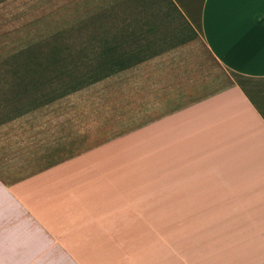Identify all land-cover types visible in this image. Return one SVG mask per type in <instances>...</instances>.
Wrapping results in <instances>:
<instances>
[{
    "label": "crops",
    "instance_id": "crops-1",
    "mask_svg": "<svg viewBox=\"0 0 264 264\" xmlns=\"http://www.w3.org/2000/svg\"><path fill=\"white\" fill-rule=\"evenodd\" d=\"M169 2L195 42L92 82L124 131L26 158L0 123V264H264V0Z\"/></svg>",
    "mask_w": 264,
    "mask_h": 264
},
{
    "label": "rangeland",
    "instance_id": "rangeland-1",
    "mask_svg": "<svg viewBox=\"0 0 264 264\" xmlns=\"http://www.w3.org/2000/svg\"><path fill=\"white\" fill-rule=\"evenodd\" d=\"M175 12L169 0H0V123L42 136L26 158L47 150L61 158L124 131L118 125L127 113L116 111L112 96H103L104 89L92 83L107 69L91 55L119 56L128 65L195 42ZM33 66L40 74L48 71L52 81L27 76ZM49 129L56 130L57 145L45 140Z\"/></svg>",
    "mask_w": 264,
    "mask_h": 264
},
{
    "label": "trees",
    "instance_id": "trees-1",
    "mask_svg": "<svg viewBox=\"0 0 264 264\" xmlns=\"http://www.w3.org/2000/svg\"><path fill=\"white\" fill-rule=\"evenodd\" d=\"M30 47L31 46H29L28 48H26V49H30ZM106 48L107 49H109V48H114V46H106ZM25 49V50H26ZM91 58L92 59H98V58H100L101 60H102V64L103 65H101V67H104V68H106L107 69V71H106V73H103L101 76H103V75H106V74H109V73H112L115 69H116V67H121L123 64H122V62L120 61V57L118 56H102L100 53H94L93 55H91ZM35 66H33V67H31V69L29 70V74H27V76H32V77H34V76H36V74H40L39 72H38V70L36 69V68H34ZM42 71V70H41ZM48 71H45V72H42L40 75L42 76V77H44L45 78V80L44 81H52V77L51 76H49V74H46ZM61 73V72H60ZM63 73V72H62ZM59 74V73H58ZM58 74H56L55 75V77H57V75ZM18 75V74H17ZM100 76V77H101ZM100 77H96L95 79H93L94 81L95 80H97V79H99ZM82 87V86H81ZM81 87H78V88H75V89H73L72 91H75V90H77V89H79V88H81ZM66 93H69L68 91H65V92H63V93H61L59 96H62V94L64 95V94H66Z\"/></svg>",
    "mask_w": 264,
    "mask_h": 264
}]
</instances>
